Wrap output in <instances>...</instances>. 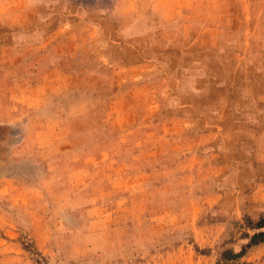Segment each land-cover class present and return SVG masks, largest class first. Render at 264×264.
Wrapping results in <instances>:
<instances>
[{
    "label": "rangeland",
    "instance_id": "rangeland-1",
    "mask_svg": "<svg viewBox=\"0 0 264 264\" xmlns=\"http://www.w3.org/2000/svg\"><path fill=\"white\" fill-rule=\"evenodd\" d=\"M260 220L264 0H0V264H217Z\"/></svg>",
    "mask_w": 264,
    "mask_h": 264
},
{
    "label": "trees",
    "instance_id": "trees-1",
    "mask_svg": "<svg viewBox=\"0 0 264 264\" xmlns=\"http://www.w3.org/2000/svg\"><path fill=\"white\" fill-rule=\"evenodd\" d=\"M254 229H262L261 231L258 232H254L252 234V236H250L248 238V242L245 244V246L236 254L232 253L229 250H224L220 253L219 259H218V263H222V264H233L234 260H236L237 258H239L243 252L245 248H248L258 242H264V221L260 220L258 221V223H256L255 228ZM247 238V236H245Z\"/></svg>",
    "mask_w": 264,
    "mask_h": 264
},
{
    "label": "crops",
    "instance_id": "crops-1",
    "mask_svg": "<svg viewBox=\"0 0 264 264\" xmlns=\"http://www.w3.org/2000/svg\"><path fill=\"white\" fill-rule=\"evenodd\" d=\"M2 70H3V69H2ZM6 70H7V68H6ZM2 75H4L3 77L8 76L7 72H4V74H2Z\"/></svg>",
    "mask_w": 264,
    "mask_h": 264
}]
</instances>
